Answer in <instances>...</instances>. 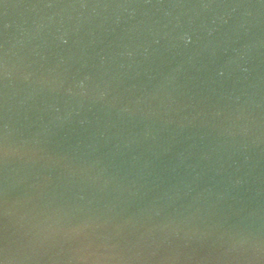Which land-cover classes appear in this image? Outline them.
<instances>
[{"label":"water","instance_id":"water-1","mask_svg":"<svg viewBox=\"0 0 264 264\" xmlns=\"http://www.w3.org/2000/svg\"><path fill=\"white\" fill-rule=\"evenodd\" d=\"M0 264H264V0H0Z\"/></svg>","mask_w":264,"mask_h":264}]
</instances>
